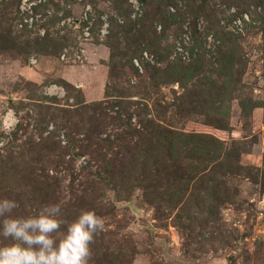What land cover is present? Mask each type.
<instances>
[{"label":"rangeland","instance_id":"1","mask_svg":"<svg viewBox=\"0 0 264 264\" xmlns=\"http://www.w3.org/2000/svg\"><path fill=\"white\" fill-rule=\"evenodd\" d=\"M25 2L0 0L15 214L94 210L90 264H264V0Z\"/></svg>","mask_w":264,"mask_h":264},{"label":"clouds","instance_id":"2","mask_svg":"<svg viewBox=\"0 0 264 264\" xmlns=\"http://www.w3.org/2000/svg\"><path fill=\"white\" fill-rule=\"evenodd\" d=\"M17 207L16 199L0 197V264H90L92 244L105 228L94 210L64 223L59 204L28 215H16Z\"/></svg>","mask_w":264,"mask_h":264},{"label":"built area","instance_id":"3","mask_svg":"<svg viewBox=\"0 0 264 264\" xmlns=\"http://www.w3.org/2000/svg\"><path fill=\"white\" fill-rule=\"evenodd\" d=\"M26 0H22V3L25 4ZM30 64H33V63H36V59H34L33 57L30 58ZM47 92L48 93H63L62 91V88L57 86L56 84H51L47 87ZM0 121L6 125V126H11L14 122H15V119H14V116H13V113L12 111H8L5 113V115L1 116L0 118Z\"/></svg>","mask_w":264,"mask_h":264}]
</instances>
